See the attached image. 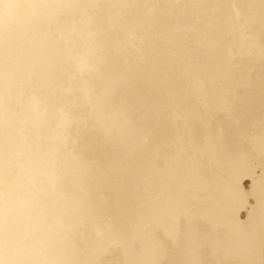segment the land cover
Listing matches in <instances>:
<instances>
[{
	"label": "bare ground",
	"instance_id": "obj_1",
	"mask_svg": "<svg viewBox=\"0 0 264 264\" xmlns=\"http://www.w3.org/2000/svg\"><path fill=\"white\" fill-rule=\"evenodd\" d=\"M0 264H264V0H0Z\"/></svg>",
	"mask_w": 264,
	"mask_h": 264
},
{
	"label": "rangeland",
	"instance_id": "obj_2",
	"mask_svg": "<svg viewBox=\"0 0 264 264\" xmlns=\"http://www.w3.org/2000/svg\"><path fill=\"white\" fill-rule=\"evenodd\" d=\"M244 182H246V181L244 180Z\"/></svg>",
	"mask_w": 264,
	"mask_h": 264
}]
</instances>
